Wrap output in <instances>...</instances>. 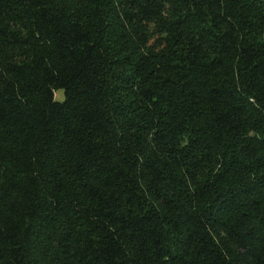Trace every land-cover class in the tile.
<instances>
[{
  "label": "trees",
  "instance_id": "1",
  "mask_svg": "<svg viewBox=\"0 0 264 264\" xmlns=\"http://www.w3.org/2000/svg\"><path fill=\"white\" fill-rule=\"evenodd\" d=\"M0 264H264V0H0Z\"/></svg>",
  "mask_w": 264,
  "mask_h": 264
},
{
  "label": "rangeland",
  "instance_id": "2",
  "mask_svg": "<svg viewBox=\"0 0 264 264\" xmlns=\"http://www.w3.org/2000/svg\"><path fill=\"white\" fill-rule=\"evenodd\" d=\"M62 99H63L62 91H58V98H57V100L58 101H61Z\"/></svg>",
  "mask_w": 264,
  "mask_h": 264
}]
</instances>
